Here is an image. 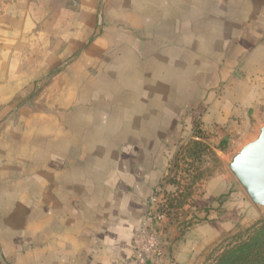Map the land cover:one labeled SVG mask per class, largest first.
Wrapping results in <instances>:
<instances>
[{
    "label": "crops",
    "instance_id": "1",
    "mask_svg": "<svg viewBox=\"0 0 264 264\" xmlns=\"http://www.w3.org/2000/svg\"><path fill=\"white\" fill-rule=\"evenodd\" d=\"M253 118L264 0H0V264L126 262L180 131ZM168 230L157 264H188Z\"/></svg>",
    "mask_w": 264,
    "mask_h": 264
},
{
    "label": "rangeland",
    "instance_id": "2",
    "mask_svg": "<svg viewBox=\"0 0 264 264\" xmlns=\"http://www.w3.org/2000/svg\"><path fill=\"white\" fill-rule=\"evenodd\" d=\"M86 99L82 97L81 102ZM263 125L253 118L246 132L227 129L224 137L217 138H210L209 132L212 148L188 141L191 135L196 137L193 132L180 131V142L161 187L150 199L149 212L158 220L156 233L162 245L170 235V226L177 230L187 226L185 240L192 245L187 251L188 264H219L222 254L264 229V207L251 201L228 167L232 155L255 139ZM209 187H213V197L206 206L198 207L196 200L203 198ZM158 215L163 217L158 219Z\"/></svg>",
    "mask_w": 264,
    "mask_h": 264
},
{
    "label": "water",
    "instance_id": "3",
    "mask_svg": "<svg viewBox=\"0 0 264 264\" xmlns=\"http://www.w3.org/2000/svg\"><path fill=\"white\" fill-rule=\"evenodd\" d=\"M228 167L251 201L264 207V125L255 139L232 155Z\"/></svg>",
    "mask_w": 264,
    "mask_h": 264
},
{
    "label": "built area",
    "instance_id": "4",
    "mask_svg": "<svg viewBox=\"0 0 264 264\" xmlns=\"http://www.w3.org/2000/svg\"><path fill=\"white\" fill-rule=\"evenodd\" d=\"M145 216L138 232L132 239L129 259L126 262H116V264H157L161 259L162 242L156 233L157 226H155L158 224V220L149 211ZM157 217L159 219L163 216L158 215Z\"/></svg>",
    "mask_w": 264,
    "mask_h": 264
},
{
    "label": "trees",
    "instance_id": "5",
    "mask_svg": "<svg viewBox=\"0 0 264 264\" xmlns=\"http://www.w3.org/2000/svg\"><path fill=\"white\" fill-rule=\"evenodd\" d=\"M202 146L206 148L205 145ZM219 264H264V229L254 233L237 248L222 254Z\"/></svg>",
    "mask_w": 264,
    "mask_h": 264
}]
</instances>
